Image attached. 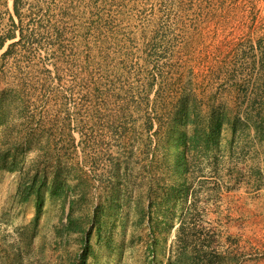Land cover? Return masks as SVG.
Returning a JSON list of instances; mask_svg holds the SVG:
<instances>
[{
    "label": "rangeland",
    "instance_id": "1",
    "mask_svg": "<svg viewBox=\"0 0 264 264\" xmlns=\"http://www.w3.org/2000/svg\"><path fill=\"white\" fill-rule=\"evenodd\" d=\"M56 1L0 79V264H264V0Z\"/></svg>",
    "mask_w": 264,
    "mask_h": 264
},
{
    "label": "trees",
    "instance_id": "2",
    "mask_svg": "<svg viewBox=\"0 0 264 264\" xmlns=\"http://www.w3.org/2000/svg\"><path fill=\"white\" fill-rule=\"evenodd\" d=\"M43 2V0H13L11 9L0 10V79L7 61L26 55L28 45H40L45 38L58 39L63 35L64 30L55 18L58 13L63 16L69 15V6L67 8L60 6L56 0L50 1L47 6ZM80 33L83 38L87 35L85 30ZM11 92L16 94L10 96L4 94L0 98V118L11 117L12 111L7 105H11L15 99H20L16 90ZM7 101L10 103L7 104ZM182 117L186 118V114Z\"/></svg>",
    "mask_w": 264,
    "mask_h": 264
}]
</instances>
